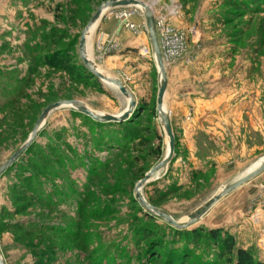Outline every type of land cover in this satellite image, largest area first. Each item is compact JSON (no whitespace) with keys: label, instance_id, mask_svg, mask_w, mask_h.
Returning <instances> with one entry per match:
<instances>
[{"label":"rangeland","instance_id":"1","mask_svg":"<svg viewBox=\"0 0 264 264\" xmlns=\"http://www.w3.org/2000/svg\"><path fill=\"white\" fill-rule=\"evenodd\" d=\"M110 1L0 0V165L53 104L80 102L111 116L127 109L126 98L94 77L78 51L83 30ZM134 1L186 41L183 56L164 66L174 159L141 190L150 207L183 225L264 157V0ZM129 8L143 11L109 9L86 47L90 63L119 80L137 106L120 125L69 108L46 118L29 151L0 176L3 263L232 264L206 237L218 229L251 254V264H264V173L183 230L137 200V184L167 153L158 72L152 61L153 73L138 80V62L123 57L128 49L101 57L96 47L109 15Z\"/></svg>","mask_w":264,"mask_h":264},{"label":"water","instance_id":"2","mask_svg":"<svg viewBox=\"0 0 264 264\" xmlns=\"http://www.w3.org/2000/svg\"><path fill=\"white\" fill-rule=\"evenodd\" d=\"M139 5L143 11V17H144V22L146 25V30H147V36L150 44V48L152 51V54L154 56V63L155 67L158 72V77H159V84H158V93H157V101H156V111H157V116L159 118V121L162 125L164 134L166 136L167 140V154L163 158V160L156 166L154 167L148 174H146L141 180L136 188H135V194L136 198L139 201V203L149 211L150 213L154 214L155 216L163 219L166 221L169 225L172 227L178 229V230H183L191 225H193L198 219H200L202 216H204L214 205H216L224 196L230 194L231 192L235 191L236 189L240 188L247 182L251 181L252 179L256 178L259 176L261 173L264 172V162L261 164V166L253 171L252 173L248 174L247 176L240 178L233 184H231L229 187L224 188L220 190L216 195H214L212 198H210L207 202H205L201 207H199L195 212H193L191 215L187 217V221L185 224L180 225L177 223V221L173 220L170 218L168 215L150 207L145 200L143 199L141 195V190L142 188L148 184L152 177L160 172L162 169L168 167L170 163L174 159V152H175V140H174V134H173V129L170 121V117L167 114V111L164 110V97H165V92L167 88V76H166V71L162 62V57L160 54L159 46H158V41H157V35L155 31V23H154V17L153 14L148 8L147 5H145L142 2L139 1H134V0H116V1H110L107 3L102 4L95 15L92 17V19L89 21L87 24L86 28L83 30L81 36H80V41L78 45V51L80 58L86 67V69L94 76L96 77L100 82L104 81L106 83H109L110 85L114 86L118 92L127 100L128 107L127 109L120 115L117 116H111V115H101L92 112L89 110L85 105H83L80 102H59L56 104H53L49 107H47L43 113L40 115L38 118L36 124L34 125V128L27 139V141L10 157L8 158L3 164L0 165V176H2L6 171H8L19 159L20 157L28 150V148L31 146V144L34 142L36 139L39 131L42 129L44 122L46 118L54 111L62 108H69L72 109L89 119H91L94 122L97 123H108V124H120L123 122H126L129 117L132 115V112L136 108V103L134 102L133 97L131 94L126 90V88L122 85V83L119 80L116 79H110L106 78L102 74L98 73L90 64L87 58V47H86V37L92 27L97 23L100 22L101 19L104 16V11H108L109 9H116V8H127V7H132ZM0 264H4L2 261V258L0 256Z\"/></svg>","mask_w":264,"mask_h":264},{"label":"built area","instance_id":"3","mask_svg":"<svg viewBox=\"0 0 264 264\" xmlns=\"http://www.w3.org/2000/svg\"><path fill=\"white\" fill-rule=\"evenodd\" d=\"M137 14L143 15L140 10H137L136 8H129L128 10L125 9L123 11H119L115 15L110 14L109 16L110 18L113 17V19L119 21L123 29L130 31L135 35L147 34L145 22L138 25H134L130 22V19ZM154 23L163 65H172L183 56L186 50L184 35L166 27L165 23L161 19L155 18ZM96 47L100 51L101 57L112 54L119 55L124 51L120 43L113 36L102 33L97 38ZM138 53L140 57L154 61L152 51H150L147 46L141 47L138 50Z\"/></svg>","mask_w":264,"mask_h":264},{"label":"crops","instance_id":"4","mask_svg":"<svg viewBox=\"0 0 264 264\" xmlns=\"http://www.w3.org/2000/svg\"><path fill=\"white\" fill-rule=\"evenodd\" d=\"M130 22L134 25H138V24L144 22V17L141 14H137L130 19ZM98 24H99V22L96 23L95 30L98 27ZM104 28H105V31L101 30L104 34H107L109 36H113L120 43L121 47L124 50L128 49V51L125 52V55L123 57L126 58L127 60L138 62V64H137L138 65L137 66L138 73L135 74V76L138 74V80H140V79L142 80V78H144L145 75H147L148 71H149V73H153L152 70L150 68L148 69V67H147V66H149V63L150 64L152 63V61L150 59L140 57V55L138 53V50L141 47L147 46V45L149 46L148 36H146L144 34L138 35L134 38H129V37L125 36L123 34L124 31L120 25V22L115 20V19L110 20V22H106ZM130 50H132V52ZM134 93L137 95L140 94V92H138V91L134 92ZM175 97H173L172 100H174ZM185 100L186 99H183L182 103H186Z\"/></svg>","mask_w":264,"mask_h":264},{"label":"trees","instance_id":"5","mask_svg":"<svg viewBox=\"0 0 264 264\" xmlns=\"http://www.w3.org/2000/svg\"><path fill=\"white\" fill-rule=\"evenodd\" d=\"M140 109L144 110L145 108L143 106ZM150 114L152 116H155L154 107L150 110ZM30 147L28 148L27 151H29ZM175 148H176V144H175ZM206 237L208 240L212 241L211 243H212L213 248L219 246L220 250H223L224 253L227 254V260L233 259L232 264H251L252 263L251 261L252 258H250L251 254L248 251H245L242 248L238 247L235 243V239H233V237L229 236L228 234L225 235L224 231H220L218 229L210 230L207 232ZM202 264H216V263L213 261L203 260ZM254 264H259V263H254Z\"/></svg>","mask_w":264,"mask_h":264},{"label":"bare ground","instance_id":"6","mask_svg":"<svg viewBox=\"0 0 264 264\" xmlns=\"http://www.w3.org/2000/svg\"><path fill=\"white\" fill-rule=\"evenodd\" d=\"M132 7H140L139 5H136V6H132ZM141 8V7H140ZM149 8V7H148ZM142 9V8H141ZM138 10V9H137ZM143 10V9H142ZM105 12H106V10L104 11V14H105ZM95 27H96V24L92 27V29L90 30V32L88 33V35H87V37H86V40H87V44H88V41L90 40V37L92 36V33L94 32V29H95ZM88 46V45H87ZM87 57L89 58V55H88V53H87ZM89 61V60H88ZM90 62V61H89ZM91 64V63H90ZM91 66L98 72V73H100V74H102L103 75V73H101V71H99V69H97L96 68V66H93V64H91ZM103 76H105V75H103ZM106 78H110V77H108V76H105ZM111 79V78H110ZM102 82H104V81H102ZM106 83V82H105ZM107 84H109V83H107ZM110 85V84H109ZM165 109V108H164ZM167 154V153H166ZM264 162V157H262V158H260L258 161H256L254 164H252L251 165V167H249V169H248V171H247V174L245 175V176H247L248 174H250V173H252L253 171H255L256 169H258L260 166H261V164ZM157 174V173H156ZM245 176H243V177H245ZM186 221H187V219H186ZM186 221H185V223H186Z\"/></svg>","mask_w":264,"mask_h":264}]
</instances>
